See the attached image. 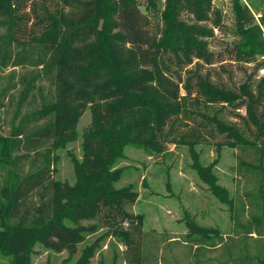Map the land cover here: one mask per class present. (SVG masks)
I'll list each match as a JSON object with an SVG mask.
<instances>
[{"label": "trees", "instance_id": "16d2710c", "mask_svg": "<svg viewBox=\"0 0 264 264\" xmlns=\"http://www.w3.org/2000/svg\"><path fill=\"white\" fill-rule=\"evenodd\" d=\"M253 6L233 0L228 28L213 0H0V69L33 68L16 122L0 135V163L14 176L0 193V250L12 264H32L36 243L76 251L102 228L123 241L128 264H170L143 215L126 209L138 193L115 186L114 167L128 146L158 156L170 143L184 144L194 156L210 139L237 148L242 194L232 196L209 168L198 167L229 205L232 230L225 236L188 215L191 231L179 240L190 264H204L205 252L218 246L226 264H264V74L228 86L206 69L216 59L209 40L216 29L234 60L264 69V11L257 18ZM37 81L56 86V97L36 92ZM39 94L41 105L23 113L24 102ZM89 106L83 158H73L76 180L68 183L56 177L57 150L77 137ZM99 239L73 264H93Z\"/></svg>", "mask_w": 264, "mask_h": 264}, {"label": "rangeland", "instance_id": "374dc122", "mask_svg": "<svg viewBox=\"0 0 264 264\" xmlns=\"http://www.w3.org/2000/svg\"><path fill=\"white\" fill-rule=\"evenodd\" d=\"M222 3V11L225 24L228 28L234 26L233 0H219ZM254 4L253 13L257 18L264 11V0H245ZM216 0H213L215 6ZM210 47L216 53L211 68L216 80L228 86H238L247 76L253 74L260 78L264 69H258L256 62L245 63L233 59V55L226 49L223 43V33L215 30V37L209 39ZM33 68L16 67L0 69V135L5 137L10 134L12 124L16 122L14 114L19 104L21 90L31 78ZM38 84V85H37ZM36 88L39 93L47 98L56 97L58 89L47 81H37ZM41 94V93H40ZM38 99L32 97L22 106L23 113L41 105V95ZM88 108V107H87ZM245 113V108L241 109ZM92 109H85L81 114L77 125V137L60 146L57 150V174L56 177L68 183L76 180L73 158L81 160L84 154V132L92 122ZM231 117V116H230ZM216 139H210L206 143L195 146L197 152L194 156L188 145L168 144V151L164 155H151L142 148L128 146L125 156L116 166L119 177L115 183L117 188L132 185L137 191L138 199L129 203L126 209L132 213L143 215V227L145 230H154L159 237L160 244L165 248L159 249L160 254H167L171 258L170 264H190L193 257L188 252L183 240H179L182 234L191 231L187 224L186 216L198 224L218 229L225 236L231 233L233 219L229 205L220 201L212 192L209 184L201 177L198 167L209 168L218 177V183L229 189L232 196L237 192H243V183L239 184L236 172L237 148L223 145L218 147ZM29 163L23 164L24 170L29 169ZM13 167L3 166L0 163V193L10 188L13 184ZM246 207L245 215L248 210ZM91 221L84 220V223ZM166 237V238H165ZM99 239V248L95 252L93 264H128L125 258L126 246L120 238L106 234L105 228L87 237L86 241L79 244L76 251L64 249L54 251L45 248L41 243H36L31 252L32 264H73L83 251L95 240ZM169 238V239H168ZM255 245L256 240H248ZM237 249V248H236ZM189 253V255H188ZM203 256L204 264H226L222 247L218 246L208 250ZM0 264H12L10 258L0 250ZM228 264V263H227Z\"/></svg>", "mask_w": 264, "mask_h": 264}, {"label": "water", "instance_id": "95a60500", "mask_svg": "<svg viewBox=\"0 0 264 264\" xmlns=\"http://www.w3.org/2000/svg\"><path fill=\"white\" fill-rule=\"evenodd\" d=\"M215 3L218 5V7H219L220 9H222V3H221L219 0H216Z\"/></svg>", "mask_w": 264, "mask_h": 264}]
</instances>
